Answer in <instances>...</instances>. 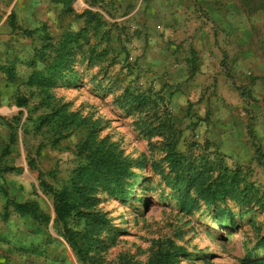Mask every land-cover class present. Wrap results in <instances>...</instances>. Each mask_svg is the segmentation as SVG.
I'll list each match as a JSON object with an SVG mask.
<instances>
[{
    "label": "rangeland",
    "instance_id": "374dc122",
    "mask_svg": "<svg viewBox=\"0 0 264 264\" xmlns=\"http://www.w3.org/2000/svg\"><path fill=\"white\" fill-rule=\"evenodd\" d=\"M133 4L0 0L1 264H83L56 220L53 190L67 185L94 150L116 157L123 191L131 196H116L114 183L95 193L91 209L107 218L103 264H146L177 247L171 264H264V213L223 224L204 205L183 209L166 180L164 139L146 130L166 117V107L180 131L176 149L187 159L198 165L220 157L264 185V18L237 26L257 33L247 43H256L258 54L245 56L233 46L222 55V73L197 86L188 40L195 26L181 27L176 18L158 23L141 17L142 8L134 16ZM66 35L76 36L72 52L57 68ZM246 58L250 63L237 68ZM220 74L228 82L222 89ZM136 86L163 101L151 95L129 113L116 99ZM215 174L211 168L199 176ZM16 203L26 204V212L16 211ZM83 223L69 221L74 229Z\"/></svg>",
    "mask_w": 264,
    "mask_h": 264
},
{
    "label": "trees",
    "instance_id": "16d2710c",
    "mask_svg": "<svg viewBox=\"0 0 264 264\" xmlns=\"http://www.w3.org/2000/svg\"><path fill=\"white\" fill-rule=\"evenodd\" d=\"M73 36L75 35H66L59 43L55 62L57 68L62 66L63 59L68 58L72 52L71 43L76 37ZM151 95H156L157 99L163 101L155 91L152 92L149 88L141 90L139 86L134 87V90L125 87L116 101L123 100L124 103H119V106L125 107L131 113L151 102ZM163 113L166 117L157 118V123L150 125L146 130L161 135L164 139L163 160L168 167L166 180L180 193L183 209L190 210L194 206L204 205L208 215L215 222L223 224H234L237 215L241 220H245L254 210L264 213V185L251 181L242 167H228L220 157L195 165L176 149L177 133L180 131L175 129L166 107ZM86 159L85 164L73 169L67 185L60 190H53V204L56 220L62 222L63 236L83 264H103L100 249L104 240L101 233L105 229L107 218L104 213L93 212L91 209L96 203L95 193L103 186L108 187L110 183H114L119 187L116 196L121 197L123 194V201L131 196L123 191L124 171L112 153L94 150L87 154ZM197 166H201V170ZM211 168L216 170L214 177L202 179L199 176L202 171ZM169 173L173 174L170 179ZM25 207L24 203L14 204L16 211H23ZM27 211L30 212V209ZM80 219H83L84 223L79 229L69 225L70 220L74 223V220ZM259 245L264 247V236ZM178 249L181 247L176 250ZM176 250L159 252L146 264H171L177 254Z\"/></svg>",
    "mask_w": 264,
    "mask_h": 264
},
{
    "label": "crops",
    "instance_id": "0c3cea01",
    "mask_svg": "<svg viewBox=\"0 0 264 264\" xmlns=\"http://www.w3.org/2000/svg\"><path fill=\"white\" fill-rule=\"evenodd\" d=\"M136 8L147 9L141 17L152 16L161 24L176 18L181 27L190 24L193 28L195 26V32L188 40L196 55L194 73L197 74V86L200 83L209 85L215 73H222V55L229 53L233 46L240 51L244 49L245 56H255L259 52L256 43H247L257 40V33L243 32L237 26L263 21L260 18H264L263 0H134V16H138ZM232 41L235 44L230 43ZM244 61L250 63L247 58L239 60L237 68L245 65ZM218 79L217 87L222 89L228 82L223 74ZM2 256L0 252V264Z\"/></svg>",
    "mask_w": 264,
    "mask_h": 264
}]
</instances>
